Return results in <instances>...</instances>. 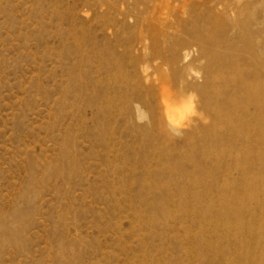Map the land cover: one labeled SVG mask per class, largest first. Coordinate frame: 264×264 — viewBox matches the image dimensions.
Wrapping results in <instances>:
<instances>
[{
    "label": "rangeland",
    "instance_id": "1",
    "mask_svg": "<svg viewBox=\"0 0 264 264\" xmlns=\"http://www.w3.org/2000/svg\"><path fill=\"white\" fill-rule=\"evenodd\" d=\"M0 264H264V0H0Z\"/></svg>",
    "mask_w": 264,
    "mask_h": 264
},
{
    "label": "clouds",
    "instance_id": "2",
    "mask_svg": "<svg viewBox=\"0 0 264 264\" xmlns=\"http://www.w3.org/2000/svg\"><path fill=\"white\" fill-rule=\"evenodd\" d=\"M149 71H151V69H145L144 70V74H145L146 77H147V74H148ZM146 82H147V80H146ZM162 91L163 92H167V88L164 87L162 89ZM194 99H195L194 96H189V98H188V105H187L185 111L184 112H181L179 114L178 118L173 119V121H172L173 124H176V125H179V126H183V125H181L180 122L185 119V113L190 114V115H197V113L195 111V105L193 103Z\"/></svg>",
    "mask_w": 264,
    "mask_h": 264
},
{
    "label": "bare ground",
    "instance_id": "3",
    "mask_svg": "<svg viewBox=\"0 0 264 264\" xmlns=\"http://www.w3.org/2000/svg\"><path fill=\"white\" fill-rule=\"evenodd\" d=\"M190 73H191V72H190ZM168 111H169V110H168ZM174 113H175V116H178V115L180 114V111L177 110V111H175ZM174 113H173V114H174ZM168 116H169V120L173 121L174 116L171 115V114H169ZM188 120H189V119H188Z\"/></svg>",
    "mask_w": 264,
    "mask_h": 264
}]
</instances>
